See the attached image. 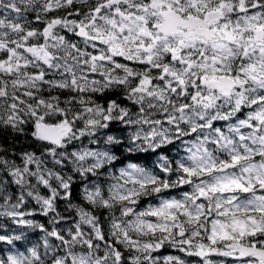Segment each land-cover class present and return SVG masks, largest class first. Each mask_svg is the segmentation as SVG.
<instances>
[{"label":"snow or ice","instance_id":"1","mask_svg":"<svg viewBox=\"0 0 264 264\" xmlns=\"http://www.w3.org/2000/svg\"><path fill=\"white\" fill-rule=\"evenodd\" d=\"M28 126L0 264H264V0H0V130Z\"/></svg>","mask_w":264,"mask_h":264},{"label":"trees","instance_id":"2","mask_svg":"<svg viewBox=\"0 0 264 264\" xmlns=\"http://www.w3.org/2000/svg\"><path fill=\"white\" fill-rule=\"evenodd\" d=\"M60 14H63V13H60ZM62 95H67V93H63ZM30 132H31L30 126H28L26 128V134H24V135H13L10 130H8V131L0 130V149L7 150V151H0V155L7 156L9 159H15V162L17 164H21V160L19 158V153L21 151H23V150H28V151L35 150L37 152V154H39L40 149L37 146V143L32 140V138L30 136ZM110 134L120 135L121 129L119 127H113L110 130ZM84 142L87 143V140H85ZM12 150H14L17 154L15 157L11 156ZM153 159H154V157H151V158H147L144 160H138L136 162H140V163H143V164L150 166ZM49 166H51V165L49 164ZM117 166H120V165H117ZM73 175H74L75 180H76V183L73 186V202L74 203H82V201L80 200V197H79V192H80L79 177L76 174H73ZM11 191L12 192L16 191L14 186H13ZM41 191H42V194H47L46 190L42 189ZM142 206H146V204H142ZM36 207L37 206H36L35 202L29 198V202L26 204L25 209L36 208ZM58 207L62 213H64L65 215L68 214V213L64 212L63 202L58 203ZM34 219L40 223H44L47 225V218L46 217L37 215L34 217ZM0 223H8V222L4 218H0ZM28 235H29V239L32 243H37L42 234L38 230L35 232L28 230ZM18 246H19V242H18ZM20 250L23 251L24 249L21 248ZM168 254H178V253L174 252V250L171 249L170 247H164L155 255H159L162 257V256L168 255ZM190 259L194 260L196 258H190Z\"/></svg>","mask_w":264,"mask_h":264}]
</instances>
